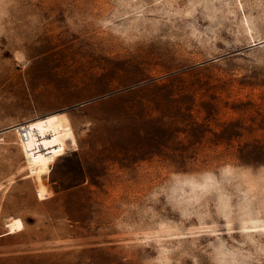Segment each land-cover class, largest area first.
<instances>
[{"label":"rangeland","instance_id":"374dc122","mask_svg":"<svg viewBox=\"0 0 264 264\" xmlns=\"http://www.w3.org/2000/svg\"><path fill=\"white\" fill-rule=\"evenodd\" d=\"M0 264H264V0H0Z\"/></svg>","mask_w":264,"mask_h":264},{"label":"bare ground","instance_id":"6f19581e","mask_svg":"<svg viewBox=\"0 0 264 264\" xmlns=\"http://www.w3.org/2000/svg\"><path fill=\"white\" fill-rule=\"evenodd\" d=\"M29 125L31 128L30 138L26 144L22 145L24 151V157H26L29 162L38 161L42 158L43 155H47L52 150H55L58 147H60V143L58 142V140H56L57 139L56 134L53 131L52 126L49 124V119L43 122L38 121V123L35 125H31L29 123ZM47 138H50V140H48ZM37 140L39 141L38 145H37ZM35 144H36V149L38 151L36 153L34 152L32 153L31 152L33 148L32 146H34ZM68 146H72V144L61 146L60 148L61 150L58 152V154L63 155L68 149ZM6 227H7L6 234H10L22 230L24 224L20 218L15 217V218H11L7 222Z\"/></svg>","mask_w":264,"mask_h":264},{"label":"built area","instance_id":"2783aa9c","mask_svg":"<svg viewBox=\"0 0 264 264\" xmlns=\"http://www.w3.org/2000/svg\"><path fill=\"white\" fill-rule=\"evenodd\" d=\"M14 130L18 136V141H19V144L22 148V145L23 144H26L27 141L29 140L30 138V134H31V128H30V125L29 123L27 124H18L14 127ZM39 141L37 140V145L39 144L38 143ZM32 150L31 152L33 153H36L38 150L36 149V144L34 146H32ZM29 149V148H27ZM23 150V148H22ZM24 152V151H23Z\"/></svg>","mask_w":264,"mask_h":264},{"label":"crops","instance_id":"0c3cea01","mask_svg":"<svg viewBox=\"0 0 264 264\" xmlns=\"http://www.w3.org/2000/svg\"><path fill=\"white\" fill-rule=\"evenodd\" d=\"M11 218H15V217H11ZM19 218V217H18ZM15 233V232H14ZM11 234V233H10Z\"/></svg>","mask_w":264,"mask_h":264}]
</instances>
